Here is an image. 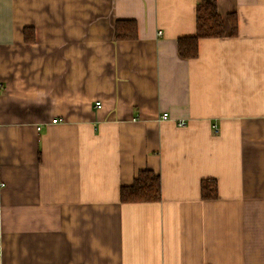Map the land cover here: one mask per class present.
<instances>
[{"label": "crops", "instance_id": "crops-1", "mask_svg": "<svg viewBox=\"0 0 264 264\" xmlns=\"http://www.w3.org/2000/svg\"><path fill=\"white\" fill-rule=\"evenodd\" d=\"M199 2L0 0V264H264V0L182 59Z\"/></svg>", "mask_w": 264, "mask_h": 264}, {"label": "trees", "instance_id": "trees-1", "mask_svg": "<svg viewBox=\"0 0 264 264\" xmlns=\"http://www.w3.org/2000/svg\"><path fill=\"white\" fill-rule=\"evenodd\" d=\"M231 25L230 35L237 29L235 16H227ZM225 35V24L217 12L215 0H200L195 9V34L182 37L177 41V52L182 59H194L198 55V42L200 39L222 38ZM137 26L133 20L116 22L115 39L117 41L135 40ZM28 40V39H27ZM202 198L209 199L216 196L215 183L202 181ZM161 198L160 178L151 170H142L134 178L132 184L120 190L119 199L123 204L129 203H155Z\"/></svg>", "mask_w": 264, "mask_h": 264}, {"label": "built area", "instance_id": "built-area-1", "mask_svg": "<svg viewBox=\"0 0 264 264\" xmlns=\"http://www.w3.org/2000/svg\"><path fill=\"white\" fill-rule=\"evenodd\" d=\"M158 34H161V33H158ZM95 107H96L97 109L100 108V107H101L100 102H95ZM167 117H168L167 113H163V114L161 115V118H162V119H166ZM53 122H56V121L54 120ZM179 126H185V123L181 122V123H179ZM212 129H213V131H214L215 133L218 132V129H217V127H216L215 125H213Z\"/></svg>", "mask_w": 264, "mask_h": 264}]
</instances>
